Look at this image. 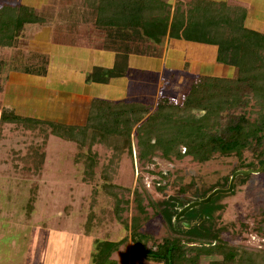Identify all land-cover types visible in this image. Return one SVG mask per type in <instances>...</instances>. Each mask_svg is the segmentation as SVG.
<instances>
[{"label": "trees", "instance_id": "1", "mask_svg": "<svg viewBox=\"0 0 264 264\" xmlns=\"http://www.w3.org/2000/svg\"><path fill=\"white\" fill-rule=\"evenodd\" d=\"M83 6L79 20L91 23L97 30L100 46L117 52L113 68H94L88 81L108 83L123 77L130 71V54H149L155 49L153 44H162L167 38L216 46L217 62L234 67L236 78H188L179 101L162 96L155 107L143 101L96 98L84 125L24 117L5 109L0 114V127L9 123L25 129L44 125L53 136L88 145L85 181L94 177L98 164L97 153L92 151L94 145H127L133 154L134 138L138 157L144 162L160 155L166 159L189 156L204 163L216 154L242 159L246 151H251L264 165V35L246 28L245 8L211 0H83ZM40 22H46V17L29 7L0 5V46L16 41L24 24ZM238 108H244V112L234 116ZM248 108L253 109L252 114ZM195 111L205 114L197 116ZM230 113L233 115L224 122ZM214 189L205 190L197 200L206 198ZM186 191L182 188L180 196L165 207H158L149 192L144 195L135 191L137 209L147 214V199L170 231L162 242L148 247L149 236L140 231L139 217L133 219L131 238L137 256L159 264H200L203 255L222 256V260L208 264H264V249L231 245L183 226V221L192 225L196 218L211 219L216 209L210 204L201 205V210L192 209L181 221L174 220L179 210L192 202L185 201ZM120 211L118 207L119 218ZM126 240H97L93 264H120L113 255Z\"/></svg>", "mask_w": 264, "mask_h": 264}, {"label": "rangeland", "instance_id": "2", "mask_svg": "<svg viewBox=\"0 0 264 264\" xmlns=\"http://www.w3.org/2000/svg\"><path fill=\"white\" fill-rule=\"evenodd\" d=\"M77 2L81 16L83 0ZM65 3L61 12L54 8L40 15L50 20L69 18L70 3ZM85 24L84 20L80 25L82 40L87 42L92 31L94 41L99 42L97 30ZM17 46L22 52L12 53L10 46L0 48V52H8L0 54L1 86L15 69L32 71L46 64L28 61V57H23L28 47L21 42ZM180 77L162 82L159 78L157 84L141 93V99L154 107L162 96L179 101L187 87V79ZM5 109L13 108L5 105L0 96V114ZM248 109L252 114L253 109ZM243 112L244 108L233 111L234 116ZM195 114L201 116L205 111ZM231 115H225L223 121ZM46 127L25 129L11 123L0 127V264H93L97 240L124 238L126 242L113 255L118 263L159 264L134 253L132 222L139 217L140 231L149 236L148 247L162 242L170 231L147 199V214L137 209L135 191L144 195L149 192L158 207H165L185 188V201L193 202L205 190L227 189L238 171L251 172L238 175L229 193L219 194L217 200L209 203L216 209L211 219L196 218L192 225L183 221V226L231 245L264 249V165L253 152L246 151L242 159L216 154L204 163L189 156L166 159L160 155L144 162L138 157L135 138L133 154L127 145L115 148L100 143L92 147L97 153L95 175L85 181L89 146L53 136ZM118 207L122 208L120 218L116 215ZM196 208L201 210V205ZM215 260H222V256L203 255L200 264Z\"/></svg>", "mask_w": 264, "mask_h": 264}, {"label": "crops", "instance_id": "3", "mask_svg": "<svg viewBox=\"0 0 264 264\" xmlns=\"http://www.w3.org/2000/svg\"><path fill=\"white\" fill-rule=\"evenodd\" d=\"M65 1L70 3L69 18L26 23L16 41L0 46H10L14 53V50L20 51L17 45L21 42L28 47L23 57L33 63H46L32 71L15 69L0 85L3 103L22 113L21 116L84 125L92 100L96 98L114 102L144 101L141 93L157 84L159 78L162 82L180 76L186 79L191 76L233 79L236 76L234 67L217 62L216 46L167 38L162 44H153L155 49L149 54H130V71L123 77L108 83L88 81L94 68H113L117 52L95 42L92 31L87 42L82 40L79 32L84 20L78 17V0H0V5L25 6L36 13L47 14V10L54 8L61 12ZM211 1L245 8L246 28L264 35V0ZM0 54L8 55V52Z\"/></svg>", "mask_w": 264, "mask_h": 264}, {"label": "water", "instance_id": "4", "mask_svg": "<svg viewBox=\"0 0 264 264\" xmlns=\"http://www.w3.org/2000/svg\"><path fill=\"white\" fill-rule=\"evenodd\" d=\"M249 172H251V171H238V172H236V173L232 176V178H231V180H230L229 187H228L227 189H223V188L215 189V190H213L211 193H209V194L207 195L206 198L201 199V200H198V201H193V202L187 204L186 206H184L183 208H181V209L179 210V212H178V214L175 216L174 220H179V219H181L185 214H187L189 211H191L192 209L196 208V207L199 206V205H206V204H209V203L212 201V199H213L214 197H216L217 195H219V194L229 193V192L232 190L233 186H234V180L236 179V177H237L238 175H246V174H248ZM187 225H188V224H187Z\"/></svg>", "mask_w": 264, "mask_h": 264}]
</instances>
